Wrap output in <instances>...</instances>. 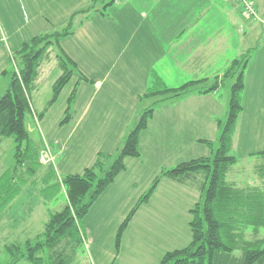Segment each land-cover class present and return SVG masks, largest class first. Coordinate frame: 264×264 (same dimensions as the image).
I'll return each instance as SVG.
<instances>
[{"label": "rangeland", "instance_id": "1", "mask_svg": "<svg viewBox=\"0 0 264 264\" xmlns=\"http://www.w3.org/2000/svg\"><path fill=\"white\" fill-rule=\"evenodd\" d=\"M112 1L99 0L97 3L88 2L76 9L71 8V12L79 11L72 17L74 12L65 25L59 22L64 20L61 18L56 25H50L45 30L48 34L63 32L72 20V35L63 38L60 47L53 45L50 48L51 61L43 66L30 92L33 114H29L25 120L30 135L29 151H26L27 144L23 143L19 156L18 142L14 137L0 140V179L7 174L10 180L7 184L9 193L19 190L0 218L2 264H11L20 257L6 249L9 245L30 241L32 248H26L23 252L30 253L35 248L50 216L60 212L67 202L64 179L81 175L95 163L100 154L112 162L139 123L141 115L149 109L155 112L147 129L141 134L144 143L139 146L140 161L130 159L132 161L127 162V171L118 175L102 192L88 215L77 222V228H72L56 248L39 249L36 256L43 259L42 264H57L59 260L64 264H160L166 253L183 249L192 241L190 211L200 201V192L194 187L193 180L188 185H182L161 178L155 199L150 205L147 204L149 206L144 205L139 209L124 232L120 247L116 246L119 227L163 171L191 160L214 158L220 145L219 123L223 127L228 120L232 87L237 76L223 80L217 101L209 98L203 102L193 96L210 89L215 79L202 84V88H199L202 91L192 89L179 97H145L148 91L144 86L145 78L129 74L122 76L119 72L124 69L126 61L111 58L109 54L101 55L99 48L105 46L104 42L101 43V35L103 37L105 31L103 21L112 23V19L107 18L114 16L126 17L129 21L141 20L134 8L126 4L132 0H119L114 6ZM252 1L264 17V0ZM220 4L215 8L230 7L239 14L242 11L245 16L236 1ZM135 9L138 12L142 9L148 14L139 4L135 5ZM215 16V21L209 19L210 22L217 27L222 23L224 27L208 30V33L213 38L227 37L230 42L234 41L233 30L226 29L230 22L227 14L215 13ZM29 17L27 12H20L15 14L12 23L4 19L0 22V34L7 38V44L14 47L11 56L14 58L13 72L16 74H20L21 67L14 41H21L23 34L20 31H24L22 27L29 23ZM35 24V21L31 22L32 26ZM134 30L131 28L126 38H130ZM89 33L96 35L93 42L89 40ZM253 47L248 56L253 74L250 98L255 85L263 88L264 95V38ZM64 48L69 52L76 51L81 70H74L71 81L45 112L53 96L54 82L62 75L61 70L54 68L56 58ZM232 53L230 58L233 57ZM11 76L0 81V99L7 92ZM162 79L170 89L180 88L190 82L187 78L166 75ZM75 88L76 96L71 102ZM162 89L165 86L156 88ZM242 106L230 151L236 163L226 179L229 183L247 188L262 183L257 176V166L264 164V156L258 154L264 151V104ZM40 113H45L43 122L35 119V115ZM200 140L211 142L212 146ZM27 153L36 161L25 159ZM38 155L41 157L40 163ZM20 159L25 160L19 162ZM201 178L202 175L199 180ZM198 181L200 185L201 181ZM259 235L264 237V229L260 230ZM246 238H255L252 229L246 230ZM44 240L43 237L41 241Z\"/></svg>", "mask_w": 264, "mask_h": 264}, {"label": "trees", "instance_id": "2", "mask_svg": "<svg viewBox=\"0 0 264 264\" xmlns=\"http://www.w3.org/2000/svg\"><path fill=\"white\" fill-rule=\"evenodd\" d=\"M114 1L116 0H113V3ZM71 28L72 20L63 32L34 37L30 42L23 44L17 52L20 57V74L12 73L7 92L0 99V140L14 137L18 142L19 156L22 154L21 145L23 143L27 144L26 151L30 149V135L25 125L27 116L33 114L30 92L40 77L42 65L51 58L50 48L53 45L60 47V41L72 35ZM57 59L63 73L53 85V96L45 112L57 101L64 87L71 81L74 70L77 69V64L62 50ZM247 63L248 56L234 60L224 73L222 81L216 78L215 84L210 89L201 92V94H208L216 91L224 79L233 75L237 76L232 87L228 120L223 127L222 123H219L220 145L214 158L191 160L171 170L163 171L161 176L153 182L151 188L139 198L119 227L116 238L117 248L120 247L123 234L131 220L139 209L151 200L161 178L182 185H188L193 180L194 187L200 192V201L190 211L192 220L189 226L192 241L183 249L166 253L160 264H264V237H259L260 230L264 229V164L257 166V176L262 181L260 185L242 188L229 183L226 179L236 163L230 151L238 118L243 111L241 94L245 89L244 74ZM83 79L87 80L85 77ZM204 81L189 82L180 88L170 89L160 79H157L155 87L146 93L145 97L157 95L179 97L191 92ZM160 85L165 86V89L156 90ZM75 96L76 88L71 94V102ZM154 112L155 110L149 109L141 115L139 123L130 132L121 152L112 162L111 159H105L100 154L95 163L85 169L81 175H71L64 179L67 202L63 209L50 216L45 225V231L39 236V242L31 251H29L32 248L30 241L6 247L14 256L15 253L20 256L11 264H42L43 259L36 256L39 249L56 248L72 228H77V222L88 215L102 192L126 170V159L141 157L140 135L147 129ZM44 115L45 113H40L39 119H42ZM200 142L212 146L211 142L205 140H200ZM258 154L264 156V151ZM24 158L30 162L36 161L28 153ZM25 159H20L19 162ZM38 160L40 163V155H38ZM32 171L35 172V170ZM201 175L202 178L199 180ZM198 180H202L200 185L196 182ZM9 181L7 174L0 179V218L6 207L19 193V190L9 193L7 185ZM248 229H252L255 236L252 240L246 238ZM43 237L45 240L41 241ZM26 248L30 253L23 252ZM0 264H2L1 261ZM57 264H64V262L59 260Z\"/></svg>", "mask_w": 264, "mask_h": 264}, {"label": "crops", "instance_id": "3", "mask_svg": "<svg viewBox=\"0 0 264 264\" xmlns=\"http://www.w3.org/2000/svg\"><path fill=\"white\" fill-rule=\"evenodd\" d=\"M98 1L0 0V22L2 23V19H4L6 22L12 23L15 19V14L20 12L22 14H26V12L29 14V23H26L28 28L25 24L22 27L24 31H20L23 34L21 35V41H14L17 48L15 51L18 52L23 44L30 42L34 37L43 36L44 33L45 35L48 34L45 30L50 25H56V22L61 18L64 20L59 22L65 25L71 15L79 11L74 10L71 12V8L76 9L81 4L85 5L88 2L97 3ZM118 1L116 0L114 3L112 1L113 6ZM221 2L235 3L233 0H132L126 4L134 8V12L141 20L129 21L126 17L116 18L114 16L113 18H107L112 19V23L109 21L105 23L103 21L102 25L105 31L103 37L101 35V43L103 44L104 42L105 46L103 45L104 47L100 46L99 48L102 51L101 55L105 56L109 54L111 58L126 61L123 64L124 69H121L119 73L122 76L129 74L145 78L144 86L148 90L146 93L155 87L157 79H160L165 85L164 79H162L165 75L168 77L187 78L190 82L205 80L203 84L209 83L210 80L216 78L221 80L234 60L241 59L243 56H249L254 49L253 45L264 38L263 26L252 23L251 20L243 15L242 11L239 14L230 7L227 9H216V6L222 5L220 4ZM136 4L146 9L148 14L142 9H139L140 12H138L135 9ZM15 10L18 11L16 12ZM215 13L219 15L222 13L227 14L230 22L228 25L226 23V29L233 30L234 41L230 42L227 37L213 38L212 34L208 33V30L222 29L224 27L222 23L217 27L214 23L210 22L209 19H212L214 22L217 18ZM149 18L152 20H149ZM32 21L36 22L34 26L31 25ZM131 28H135L134 33L130 38H126ZM1 36L3 39H1ZM90 39L93 42L96 39V35L89 33ZM2 40L6 42V45ZM95 44H98V42H95ZM95 47L97 48V46ZM0 48L1 81L2 79H7L14 71V58L11 56L14 54L12 49L14 47H11V44H7V38L0 34ZM63 51L77 64V69L81 70L77 62L76 51L69 52L66 48ZM231 51L233 52L232 58H230ZM49 61H51V58L47 62ZM56 61L54 69L62 71L57 58ZM250 63L248 57L244 74L245 89L241 94V102L242 104H264L262 87L255 85L252 88L253 96L250 98L249 90L253 76ZM45 64L46 62L42 65L41 71ZM87 81L89 80L87 79ZM9 84L10 79L8 87ZM165 86L167 87V85ZM202 86L201 84L195 87V89L202 91V89H199ZM219 91L220 89L208 94L198 93L193 96L195 97L194 99L203 102L209 98L217 101ZM44 118L45 115L40 119V122H43ZM143 133L144 131L141 134L143 135ZM143 143L144 139L141 136L140 146ZM130 159H138L140 161L141 157L126 159V170L124 172L127 171V162L132 161ZM158 189L159 187L149 201V205L155 199Z\"/></svg>", "mask_w": 264, "mask_h": 264}, {"label": "built area", "instance_id": "4", "mask_svg": "<svg viewBox=\"0 0 264 264\" xmlns=\"http://www.w3.org/2000/svg\"><path fill=\"white\" fill-rule=\"evenodd\" d=\"M235 1L242 7L243 12L247 19L251 20L254 23H258L264 26V17L259 13L252 0H235ZM35 119L36 120L38 119L36 115H35ZM42 160L44 161V158Z\"/></svg>", "mask_w": 264, "mask_h": 264}]
</instances>
